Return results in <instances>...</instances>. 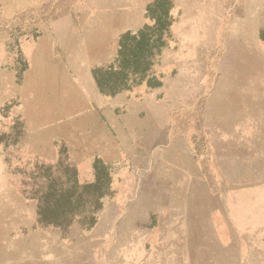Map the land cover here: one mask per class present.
I'll list each match as a JSON object with an SVG mask.
<instances>
[{
  "label": "rangeland",
  "instance_id": "374dc122",
  "mask_svg": "<svg viewBox=\"0 0 264 264\" xmlns=\"http://www.w3.org/2000/svg\"><path fill=\"white\" fill-rule=\"evenodd\" d=\"M155 1L0 0V264H264V0H169L134 73Z\"/></svg>",
  "mask_w": 264,
  "mask_h": 264
},
{
  "label": "trees",
  "instance_id": "16d2710c",
  "mask_svg": "<svg viewBox=\"0 0 264 264\" xmlns=\"http://www.w3.org/2000/svg\"><path fill=\"white\" fill-rule=\"evenodd\" d=\"M167 3H169V0H156L155 3L148 8V14L153 19H155L153 26H146L143 30L135 35L126 34L121 39V49L119 51L118 61L124 65L126 64L125 66H127V64L132 65L131 68L134 73H138L140 69L139 66H141L143 63H146V58L153 54V48L159 49L160 46L165 44L164 37L169 36L170 6L167 5L166 7ZM155 30L157 31L156 34L158 36L152 41V48L148 49V43L150 42L149 36H154ZM151 31L153 32L152 34ZM129 36H131V38L135 41L132 45L129 44V40L127 41ZM95 74L101 90L108 92L109 94H115L130 87L126 81L128 80V78H126L129 74L128 72H124V77H118L117 72L111 73L106 77L102 70H96ZM151 81L152 80H149L148 82L150 83ZM102 195V193H99L95 197L94 202H98V199ZM76 201L77 199H68L65 201V204L75 207ZM59 202H61V198H56L53 207L54 209L59 207ZM50 218V221L47 222L54 223L55 225H61L62 221L71 222L73 220V217H60L55 213H53Z\"/></svg>",
  "mask_w": 264,
  "mask_h": 264
},
{
  "label": "crops",
  "instance_id": "0c3cea01",
  "mask_svg": "<svg viewBox=\"0 0 264 264\" xmlns=\"http://www.w3.org/2000/svg\"><path fill=\"white\" fill-rule=\"evenodd\" d=\"M90 66V65H89ZM89 73V72H88ZM70 75H73V73L71 72V69L68 70V73H66V76L70 77ZM72 82L74 84H77V81L74 80V78L72 79ZM90 85H91V88H92V95H90V99L92 100V103H95L97 107H99L100 109L104 108V107H109L110 105L111 106H114V105H117L119 100L120 99H110L108 97H103L102 95H100L98 92H96V87L93 83V81H90ZM79 88L81 89H84V85L82 83H80L79 85ZM89 94V93H88ZM234 223L236 224V221H234ZM13 250H11V254H10V257H12L13 253H12ZM23 258L21 257L20 258V263H23L22 262Z\"/></svg>",
  "mask_w": 264,
  "mask_h": 264
}]
</instances>
